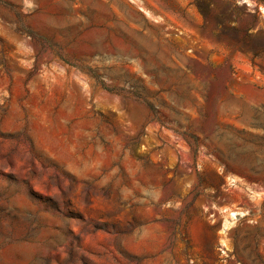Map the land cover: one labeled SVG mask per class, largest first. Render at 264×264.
Instances as JSON below:
<instances>
[{
	"label": "rangeland",
	"instance_id": "rangeland-1",
	"mask_svg": "<svg viewBox=\"0 0 264 264\" xmlns=\"http://www.w3.org/2000/svg\"><path fill=\"white\" fill-rule=\"evenodd\" d=\"M0 264H264V0H0Z\"/></svg>",
	"mask_w": 264,
	"mask_h": 264
},
{
	"label": "bare ground",
	"instance_id": "bare-ground-1",
	"mask_svg": "<svg viewBox=\"0 0 264 264\" xmlns=\"http://www.w3.org/2000/svg\"><path fill=\"white\" fill-rule=\"evenodd\" d=\"M230 213H231L232 216L238 215L237 213H235L233 211H230Z\"/></svg>",
	"mask_w": 264,
	"mask_h": 264
}]
</instances>
